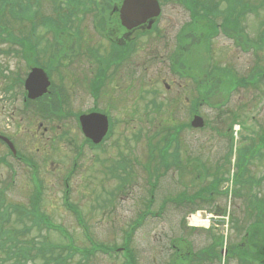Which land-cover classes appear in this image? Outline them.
<instances>
[{
	"label": "rangeland",
	"instance_id": "obj_1",
	"mask_svg": "<svg viewBox=\"0 0 264 264\" xmlns=\"http://www.w3.org/2000/svg\"><path fill=\"white\" fill-rule=\"evenodd\" d=\"M50 1L41 0L48 9L47 14L53 11ZM255 4L260 5L258 12L247 13L241 18L236 40L230 37L234 33L228 32V36L221 31L211 39L213 61L210 63L204 38L198 44L193 41L207 29L200 24L194 26L189 40L193 46L187 50L183 62L186 72L194 73L193 79L181 76L171 67L172 62L176 63L172 61L175 54L181 51L176 46V32L190 21L188 10L173 0H162L161 13L150 30H126L133 45L128 63L119 68L111 67L109 80L99 90L97 99L81 84L82 76L94 67L84 58L76 60L71 72V65L67 66L64 75L70 73L72 79L76 76L79 90L70 91L68 103L59 107L43 106L40 102H29L27 106L22 99L23 92L13 83H8V86L12 84V92L3 93L2 88L9 80L0 76V133L11 134L20 154L38 166L32 172L10 156L0 164V197L4 200L1 208L7 206V212H10L8 221L0 218V228L12 230L22 240L31 238L22 233L24 225L30 226L31 221L28 215L22 219L21 213L30 208V197L34 193L33 174L41 189L38 210L53 225L63 228L67 236L54 226L43 228L44 225L31 226L28 234L61 245L64 251L55 254L58 261L65 257L63 263L78 264L82 256L74 253L70 259L65 249L71 244L78 249L89 248V239L98 249L100 246L121 247L123 233L130 230L128 248L134 264H241L228 249L246 242L243 234L253 221L251 216L257 214L255 205L250 208L248 204L261 200L264 208V179L260 180L264 175V148L259 146V150L252 151L258 146L259 138L264 141V77L247 81L246 85L237 83L234 77L242 80L254 67L264 70V46L252 45L258 44L264 31V0ZM225 5L219 1L217 8L224 11ZM0 15L3 19L0 27L18 37L30 33L32 23L26 14L23 13L25 19H16L0 7ZM224 16V12L220 13L214 20L221 23ZM84 22L93 30L90 19ZM84 25L81 24L84 28L82 42L94 44L101 49L98 50L100 54L106 53V44L100 38L87 40L93 33ZM101 26L105 24L98 25ZM43 33L42 29H37V35H34V40L39 39L41 60L44 52L51 50L45 51L44 47L53 43L51 35ZM113 34L116 36L120 32L114 30ZM243 38L249 46L241 44ZM10 46L0 40V66L5 72L17 66L24 76L27 65L20 55L15 58L10 53L4 54ZM192 55L194 59H200L201 70L207 73L196 72ZM41 66L48 67L43 63ZM212 67L233 72L235 80L230 81V75H218L222 80L215 82L210 73ZM197 77H203L206 95L198 105ZM71 81L65 78L57 81L56 86L66 89ZM94 106L105 111L112 122L110 136L98 149L84 145L74 117L62 114V111L73 114ZM40 107L44 108L46 118L39 113ZM193 114L202 117V128L189 127ZM41 121L42 126L38 127L36 124ZM43 126L49 128L44 136L40 134ZM163 149L166 158L162 162L158 153ZM4 150L0 145V155ZM173 154L178 156L174 165L171 163ZM240 158L247 162L243 174L236 178L238 167L244 165ZM215 179L218 183L206 200L173 202L179 194L190 196L210 186ZM237 179L243 181L235 183ZM65 198L72 209L65 204ZM9 205H18L22 211H10ZM219 209L222 217L211 219L208 228H195L189 224L190 213L203 210L213 214L211 210ZM146 210L152 213L138 220ZM201 218L205 220L203 214ZM260 218L264 220V211ZM258 229L264 232V225L252 228L254 232ZM213 236L218 237L214 239ZM213 241H216V247L208 249ZM221 242L224 243L222 247ZM224 246L227 251L219 254ZM203 250H208L209 256H203ZM187 252L191 253V258L187 257ZM222 256L226 263L222 262ZM53 262L48 264L57 261ZM85 264L133 263L123 250H119L97 251Z\"/></svg>",
	"mask_w": 264,
	"mask_h": 264
},
{
	"label": "trees",
	"instance_id": "obj_2",
	"mask_svg": "<svg viewBox=\"0 0 264 264\" xmlns=\"http://www.w3.org/2000/svg\"><path fill=\"white\" fill-rule=\"evenodd\" d=\"M2 4H8L11 7H14V5H16L17 0H0ZM112 1V0H111ZM189 5H191L193 7L194 12L198 13L200 7H201V0H187ZM228 2H230L233 5V11L231 12V14L235 11V6L234 4H237V0H227ZM242 13L246 10L245 8V4L248 3V5H252L254 2H256L257 0H242ZM106 2H110V0H106ZM26 4L23 3L22 6H20V8L22 9V7H24V9L28 12H30V8ZM23 9V12H24ZM18 44L21 46V52L25 53V51L29 50L28 44H27V40L24 38L22 39H17ZM243 44H246V40L243 38ZM260 77H264V70L258 68V67H254L252 72L249 74V76L242 78V80L237 81V83H243L244 85H246L247 81H255L257 79H259ZM203 81H200V83H202ZM200 88H204V87H200ZM260 140H258V146L253 148L252 151H257L259 150V146L260 148H264V141L263 138H259ZM251 152V150L249 151ZM249 154V153H248ZM165 160V158H164ZM241 162L244 163V165L240 164V167H238L239 172L235 175L236 178L240 177L241 174H243L244 171V167L247 161L243 160L242 158H240ZM241 169V170H240ZM261 179H264V175ZM217 179H215L214 181L216 182ZM258 180V181H260ZM243 180L242 179H237L235 180V183H241ZM255 181V182H258ZM210 190V188L206 189V191L208 192ZM1 193V192H0ZM199 194H196V196ZM32 207L33 209H29L28 211H25L23 213H21V218H25L24 215H28L29 219L31 221L30 226L24 225L23 229H22V233L23 234H27L28 237H31L27 240H22L21 238H19L18 236L13 234L12 230H5V229H1L0 228V264H5V262L9 261L8 264H39L40 262H42L44 260L43 263L41 264H48L51 263L53 261H57L55 262V264H66L67 262H64L65 257H63V260H57V256H55V254L59 251H64V249L61 247V245H55V244H51L50 242H44L45 240L40 238L41 236H36V235H29L28 233H30L32 227L31 226H36V227H42V225H44L43 228H49L50 226H52V224L49 222V220L47 219V216H45L43 213L38 211V204L37 201H39V196H40V190L39 188H37L36 192L32 195ZM4 203V200L0 197V207L2 206V204ZM252 205H255V211H256V215L255 216H251L253 221L251 222V224L246 228L245 232H248V236L250 237L249 242H250V246L252 247V249L254 250L253 255L256 256L258 259V264H264V232L261 229L256 230L257 232H254V230H252V228H255L257 226L260 225H264V220L260 218V216L263 214L264 208H263V202L261 200L259 201H255V203H251L248 204V206L251 208ZM10 211H14V210H19L20 208L18 207V205H9ZM1 211V210H0ZM0 217L2 219H5L6 221L9 220L10 217V212H7V206L3 207L2 213H0ZM136 224V223H135ZM133 227V226H132ZM262 227V226H261ZM38 235V234H37ZM131 236V231H125L124 232V242H123V249L124 252L126 253L127 257H129L130 261H132V263L134 264V257L131 254V250L128 248V242ZM257 236V237H256ZM246 238V237H245ZM247 239V238H246ZM72 245V244H71ZM73 246V245H72ZM72 246H67L65 251L66 256H69L70 259H72V255L77 252L75 248H73ZM97 245H92L91 249L82 251L83 255H82V259H79L77 262L78 264H85L86 261L89 260V257H92V255L95 253ZM117 247L115 246L114 249H116ZM105 249V248H104ZM84 250V249H83ZM243 250V249H242ZM103 251H108V249H105ZM79 252V251H78ZM77 252V253H78ZM81 252V250H80ZM37 255H40L39 258H37ZM250 253L245 254L241 257L242 259H247V260H243L244 263H247L246 261H248V259L250 258ZM41 258V259H40ZM254 258V257H253ZM251 258V259H253ZM68 259V260H70ZM54 263V262H53Z\"/></svg>",
	"mask_w": 264,
	"mask_h": 264
},
{
	"label": "flooded vegetation",
	"instance_id": "obj_3",
	"mask_svg": "<svg viewBox=\"0 0 264 264\" xmlns=\"http://www.w3.org/2000/svg\"><path fill=\"white\" fill-rule=\"evenodd\" d=\"M144 26L146 25L143 24ZM118 26V23H117ZM120 26V24H119ZM141 25V27H144ZM121 27V26H120ZM90 32V30H89ZM120 34L117 35L113 40H101L106 44V53L100 54L98 50L100 48L96 47L94 44H90L89 42H85L84 45L80 46L79 49H76V45H71V40L66 35H61V41H57L54 48L57 50H50L44 52L43 64L48 65L45 67V71L48 75V79L50 81V85L47 89V92L38 99L33 100L34 102H40L43 106L52 105V106H62L68 103V97L70 96L69 92L72 90H79L77 88V78L72 79L69 74L64 75L66 73L67 66L71 65L70 72L74 68L75 62L77 59L84 58L88 63L93 64V69H90L89 74L83 75L81 79V84H83V88L87 90L88 94L92 96L94 99L98 98L99 90L106 85L108 82V73L113 68H119L120 65H127L128 60L130 58V34L126 31L120 30ZM51 35V34H50ZM111 36V35H109ZM51 37V36H50ZM93 38H99L98 36L89 37L90 40ZM94 41V40H93ZM114 41V42H112ZM50 42V41H49ZM50 44V43H49ZM51 49L52 45L50 44L45 46ZM45 50V51H46ZM66 58L68 61H66ZM49 60V62H48ZM90 60V61H89ZM53 62L50 64V62ZM113 67V68H111ZM71 79L72 81L69 83L68 87L65 89L56 86L57 81H62L64 79ZM23 101H26V97L23 96ZM86 113L92 112L89 109H86ZM42 123H38V127H41ZM43 132L41 135H45L48 133V128L45 126L42 127Z\"/></svg>",
	"mask_w": 264,
	"mask_h": 264
},
{
	"label": "water",
	"instance_id": "obj_4",
	"mask_svg": "<svg viewBox=\"0 0 264 264\" xmlns=\"http://www.w3.org/2000/svg\"><path fill=\"white\" fill-rule=\"evenodd\" d=\"M158 13L159 6L156 0H124L120 9L122 22L128 28ZM44 78L46 76L40 69H34L29 73L25 81V88L29 97L34 98L45 91L47 82L44 81ZM80 122L85 136L95 143L99 142L107 131V120L102 114L83 115L80 117ZM191 125L201 127L203 125L202 118L195 115Z\"/></svg>",
	"mask_w": 264,
	"mask_h": 264
}]
</instances>
